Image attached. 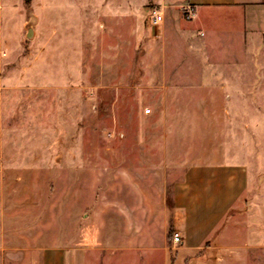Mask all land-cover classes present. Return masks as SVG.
<instances>
[{"label":"rangeland","instance_id":"1","mask_svg":"<svg viewBox=\"0 0 264 264\" xmlns=\"http://www.w3.org/2000/svg\"><path fill=\"white\" fill-rule=\"evenodd\" d=\"M190 11L161 0H0V264H26L29 235L55 236L66 222L74 232L110 175L168 164L181 178L207 161L249 173L213 262L264 264V74L254 50L231 41L242 24L225 13L210 22L222 32L216 57L193 48L203 27Z\"/></svg>","mask_w":264,"mask_h":264},{"label":"crops","instance_id":"2","mask_svg":"<svg viewBox=\"0 0 264 264\" xmlns=\"http://www.w3.org/2000/svg\"><path fill=\"white\" fill-rule=\"evenodd\" d=\"M161 2L169 9L192 10L203 27L201 37L190 33L192 46H202L208 60L216 57L222 33L210 22L223 13L229 24L240 22L231 41L254 50V68L264 74V0ZM263 84L258 79L255 89ZM178 169L167 164L152 172L140 166L110 175L91 211L75 218L74 232L66 222L55 236L25 238L30 243L20 251L26 264H216L222 226L247 191L248 169L226 161L198 162L177 178ZM174 232L181 235L179 244Z\"/></svg>","mask_w":264,"mask_h":264},{"label":"built area","instance_id":"3","mask_svg":"<svg viewBox=\"0 0 264 264\" xmlns=\"http://www.w3.org/2000/svg\"><path fill=\"white\" fill-rule=\"evenodd\" d=\"M193 13L188 12V16L192 17ZM164 21V14L161 11H154L149 16V24L152 27L160 26ZM173 242L179 244L181 242V235L178 232H174L172 235Z\"/></svg>","mask_w":264,"mask_h":264},{"label":"water","instance_id":"4","mask_svg":"<svg viewBox=\"0 0 264 264\" xmlns=\"http://www.w3.org/2000/svg\"><path fill=\"white\" fill-rule=\"evenodd\" d=\"M25 29H26V37H27V39H32L33 36H34V22L33 21H29L25 25Z\"/></svg>","mask_w":264,"mask_h":264}]
</instances>
